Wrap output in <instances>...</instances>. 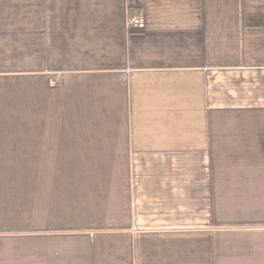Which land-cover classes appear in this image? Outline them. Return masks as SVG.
Returning <instances> with one entry per match:
<instances>
[{"label":"crops","instance_id":"crops-1","mask_svg":"<svg viewBox=\"0 0 264 264\" xmlns=\"http://www.w3.org/2000/svg\"><path fill=\"white\" fill-rule=\"evenodd\" d=\"M0 264H264V0H0Z\"/></svg>","mask_w":264,"mask_h":264},{"label":"built area","instance_id":"built-area-1","mask_svg":"<svg viewBox=\"0 0 264 264\" xmlns=\"http://www.w3.org/2000/svg\"><path fill=\"white\" fill-rule=\"evenodd\" d=\"M130 26L135 29H143L146 26L145 20L142 16H133L130 18Z\"/></svg>","mask_w":264,"mask_h":264},{"label":"trees","instance_id":"trees-1","mask_svg":"<svg viewBox=\"0 0 264 264\" xmlns=\"http://www.w3.org/2000/svg\"><path fill=\"white\" fill-rule=\"evenodd\" d=\"M130 13H132V14H133V11L131 10V11H130Z\"/></svg>","mask_w":264,"mask_h":264}]
</instances>
